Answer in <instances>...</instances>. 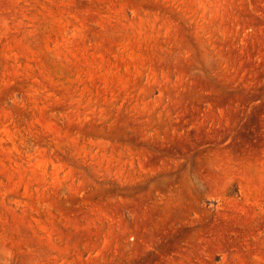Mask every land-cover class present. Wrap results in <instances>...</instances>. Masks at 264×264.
Segmentation results:
<instances>
[{"label": "rangeland", "instance_id": "obj_1", "mask_svg": "<svg viewBox=\"0 0 264 264\" xmlns=\"http://www.w3.org/2000/svg\"><path fill=\"white\" fill-rule=\"evenodd\" d=\"M0 264H264V0H0Z\"/></svg>", "mask_w": 264, "mask_h": 264}]
</instances>
